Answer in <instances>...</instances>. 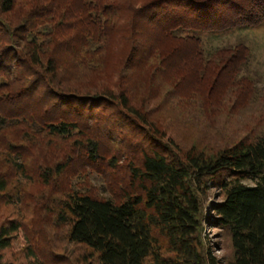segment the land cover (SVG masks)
<instances>
[{"label": "trees", "instance_id": "trees-1", "mask_svg": "<svg viewBox=\"0 0 264 264\" xmlns=\"http://www.w3.org/2000/svg\"><path fill=\"white\" fill-rule=\"evenodd\" d=\"M126 1L0 0V206L40 224L21 264H220L205 226L229 237L228 264H264V93L240 75L244 40L204 47L264 23V0ZM222 77L223 98L183 91ZM26 223L0 220V264H18L6 254Z\"/></svg>", "mask_w": 264, "mask_h": 264}, {"label": "rangeland", "instance_id": "rangeland-1", "mask_svg": "<svg viewBox=\"0 0 264 264\" xmlns=\"http://www.w3.org/2000/svg\"><path fill=\"white\" fill-rule=\"evenodd\" d=\"M124 1L127 2L126 0ZM129 1H133V0H129ZM238 39L244 40L245 44L249 47V59L247 61V65L243 67V71L240 75L244 76L248 74V76H250L249 78L255 84L254 88L259 93V96H261V93H264V23H262L257 27L238 28V29L229 30L227 32H224L223 34L216 36L215 38L205 37L204 47L208 52L218 47L233 45L235 42L238 41ZM112 43L113 45L110 46L112 52H110L108 55V65H107L108 74L109 75L111 74V76L114 75L113 71L116 67V62L120 56V53L123 52V55L126 54V49L124 48V44L122 43L121 40H119L118 43L116 42V40L113 41ZM216 81L217 80L215 81L210 80L207 81L208 83L206 84L198 83L197 81H192L191 84L190 83L185 84L187 85V87H185L183 91L186 90L188 91L196 88L195 96L199 98V101H201L202 99H204V97H206V92L204 91H209V88L213 86L214 90L217 91L216 94L218 95V97L223 98L227 92L226 87L229 85L228 80H226L225 77H222L221 79H218L217 82ZM146 92L147 90L144 93ZM179 94L181 97H183V95L187 96L186 93L179 92ZM248 97L249 95L243 98L247 99ZM243 98L242 97L234 98L235 100L231 101L232 105H234L233 109L239 110L242 107V104L244 102ZM257 114L258 111H253V110L244 111L242 114H240V116H237V119L234 122L237 124H234L233 126L239 127L242 126V124L243 125L252 124L255 122L253 117L256 118ZM199 133L200 130L196 126V128L192 127L186 129L185 133L183 134L186 137H191V136H197ZM202 134L204 135V137H207L209 139L207 145L210 144L219 145V146L223 145V142L221 141L220 137L215 132L208 131L207 133L203 132ZM246 183L253 185V182L250 181H246ZM222 199L223 196L221 192H219V190L215 188H212L209 191V196L204 202L205 212L208 211L209 205L211 203L221 201ZM7 217L23 218L24 220H26V222H28L26 223L25 228L19 231L16 240L13 242L12 247L8 250L6 254L7 259H11L18 264L27 262L28 259L26 258V253L27 251H29V249L32 248V244H30V241L28 240L27 237L30 235H35L37 238H39V236H37L36 233H38L40 224L34 223L38 221V218L36 214L32 212L31 208L22 210L19 204H17L15 207L14 206L6 207L4 205H1L0 220H4ZM203 236L205 237L207 244L212 246L213 255L219 260L220 264H228L230 259L232 258V253H231L232 250L230 246L229 237H227L226 233H224L218 228L205 226ZM42 238L43 237L37 240V244H39L41 247H43ZM47 256L48 255H46V258L49 259L50 256H48L49 258ZM34 257L35 258L38 257L36 259H39V261L44 262V258L41 255H38V253L36 256L34 255Z\"/></svg>", "mask_w": 264, "mask_h": 264}]
</instances>
